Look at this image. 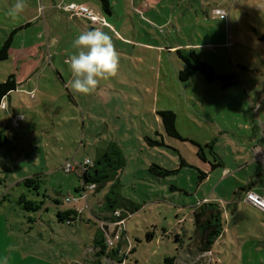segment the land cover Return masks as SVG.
<instances>
[{
	"label": "rangeland",
	"instance_id": "rangeland-1",
	"mask_svg": "<svg viewBox=\"0 0 264 264\" xmlns=\"http://www.w3.org/2000/svg\"><path fill=\"white\" fill-rule=\"evenodd\" d=\"M16 2L0 0V46L19 28L9 58L0 60V82L10 74L18 82L7 108L0 109V264H30L33 249L88 264L97 232L106 237L103 226L110 219L103 222L109 213L102 203L111 183L77 202L66 201L80 197L82 172L64 167L95 162L111 144L124 160L114 190L128 203L119 208L124 225L108 224L111 234H120L115 246L121 253L111 255L116 263L164 264L175 256L177 264H264V214L239 200L251 180L264 195V166L237 169L251 158L249 149L240 153L249 143L244 134L252 131L240 126L257 116L250 100L259 94L264 100V0H110V14L100 0H91L101 21L93 28L83 22L87 30L111 36L120 66L89 95L68 86L71 73L64 63L76 52L72 42L83 29L70 14L35 0H24L17 14ZM216 8L225 9L227 18L214 14ZM27 20L32 23L21 27ZM178 49L196 50L216 71L234 73L237 83L223 89L200 72L180 80L186 64ZM242 86L252 87L249 97ZM166 109L175 111L177 129L188 140L167 134L158 113ZM258 113L264 114V102ZM219 124L228 134L220 135ZM191 140L204 147L207 162ZM209 161H223L225 167L216 166L201 180ZM152 164L173 172L154 175ZM28 177L39 179V186L27 185ZM22 194L40 207L24 208ZM206 202L221 204L224 231L211 251L201 254L193 244L194 212ZM72 208L82 217L71 225L60 221L58 212Z\"/></svg>",
	"mask_w": 264,
	"mask_h": 264
},
{
	"label": "trees",
	"instance_id": "trees-1",
	"mask_svg": "<svg viewBox=\"0 0 264 264\" xmlns=\"http://www.w3.org/2000/svg\"><path fill=\"white\" fill-rule=\"evenodd\" d=\"M100 4L102 9L110 14L112 13V6L110 0H100ZM30 23H27L25 26H28ZM21 28V27H20ZM19 28L12 31L5 42L0 46V60L8 59L10 56V49L13 43L14 34ZM262 40H264V34L261 36ZM180 57H182L185 61V67L179 72V78L182 81H188L191 77H193L196 73H202L208 82H213L215 80H219L223 88H228L237 83V79L234 73H221L215 70V68L203 60L196 50H191L190 54H185L181 49H178ZM18 86V82L15 74H10L8 78L0 82V101H4L6 97L10 96L11 92L16 90ZM159 115L161 120L165 126L166 132L169 136L181 139L188 140L184 138L179 130L177 129V114L175 111L171 109L160 110ZM4 135L3 132L0 133V147L3 145ZM192 143L198 146V156L202 160H207L205 157L204 147L197 141L191 140ZM215 141V140H214ZM207 147L211 146V153L214 154L216 160L218 159L217 155L214 152V146L212 143H208ZM211 170L216 166L222 165V161H218L213 163L209 161ZM124 164V160L122 158V152L118 148L117 145L111 144L108 147V150L101 153L97 160H95L94 164L90 166L87 170L81 173L82 184L77 188V191L81 193L84 188V185L90 183H96L100 188H103L108 183H111L109 191L106 193L104 197V205L103 210L108 213L114 212L119 209L124 204L127 207L125 201L120 197V194L114 190L115 186L119 185L118 174L119 171ZM182 164L187 165L188 162L182 159ZM65 170V168H64ZM150 172L154 175L158 176H167L173 171L165 169L158 164H152L150 167ZM208 176V172L200 170V179H205ZM117 178V179H116ZM39 179L28 177L25 179V183L27 185L36 184L35 186H39ZM112 194H114L112 196ZM19 202L24 204V208L36 210L40 207V205L36 201H31L26 199V195L22 194L19 198ZM128 209V208H127ZM129 210V209H128ZM131 211V210H130ZM81 212L77 208L60 210L58 212V218L60 221L65 222L69 225L72 224L73 221L78 219V214ZM125 216V213H123ZM105 220L113 219V217H104ZM194 221L196 226V239L193 241V244L198 249V252L203 254L211 251L213 245L219 239V237L223 234L224 231V221H223V209L221 204L215 202H206L198 206V208L194 212ZM151 236V235H149ZM96 244L95 246L99 248L98 255L101 254H113V256L118 255L120 253V248H116L115 246L111 247L106 243V238L102 232H97L95 238ZM114 258V257H113ZM176 257H166L164 264H177ZM97 264H102L101 261Z\"/></svg>",
	"mask_w": 264,
	"mask_h": 264
},
{
	"label": "crops",
	"instance_id": "crops-1",
	"mask_svg": "<svg viewBox=\"0 0 264 264\" xmlns=\"http://www.w3.org/2000/svg\"><path fill=\"white\" fill-rule=\"evenodd\" d=\"M35 1L37 3H41V5L45 9H49L50 11H53V12H62V11H64V12H66L63 9V6L66 5V4H69V3H78V4H85V5L89 6L88 3L91 0H35ZM31 9L33 11L35 10V8H31ZM71 17H72V19H74L77 22V27H79L81 30L83 29V31H86L87 30V27H88L87 23L83 22V20H86L87 22H89V24L92 26V28L94 27V23H92L89 19H87V18H85L83 16H71ZM71 17H69V18H71ZM27 23H30L31 24L32 23V20H27L25 22V24H23L21 27H25V25ZM221 87H222V85H221ZM242 87H243V92L247 93L246 96L249 97L248 91H250L249 89L252 88V87H250V88L249 87L247 88L245 86H242ZM223 89H225V88H223ZM263 92H264V90L262 91V93ZM261 96L262 95L259 94V96L257 98L255 97V98H253L252 101L250 100V103H252V106L251 107L253 108V113L256 114L257 116H253V120L244 121L243 124H242V126H240L241 127L240 129L241 130H243V128H246L248 130L252 128V131L250 133H245L244 134L245 140H249V143L248 144L247 143H243L242 144L243 150H240L241 151L240 153L243 154V153H245V150L247 151V149H249L250 152H251V158L249 160H247L245 163H243L242 165H239L238 166L237 169L239 171L246 170L248 166H250V165H252L254 163L256 165H259V166L260 165L261 166H264V163L260 160V157H262L264 155V144L262 143V141L264 140V114L263 115H260L258 113V111L260 110V105L264 102V100H261ZM9 97L10 96L6 97V99L9 98ZM6 99H5V104H6V108H7L8 103L6 102ZM248 103H249V101L247 100V104ZM257 104L259 105L258 108L256 106ZM15 115H19V114L15 111ZM258 121H259V124H258ZM17 122L18 121L15 119V123H17ZM258 125L261 128L260 127L258 128ZM217 129H218V132L220 133L221 136L228 134L227 133L228 130L222 128L221 124H219V128H217ZM206 159L208 160L207 157H206ZM207 160H206V162H207ZM219 167H225L223 161H222V165H219ZM215 168H213L212 170L210 168V169H208L206 171V172H208L207 178L211 175V171H214ZM259 187L258 188L255 187L254 182L252 180L249 183L244 184L242 186V191H244V194H241L239 196V200L240 201H244L246 203H249L246 200V192L247 191L255 192L258 195L264 197L263 193L259 191L260 190ZM233 202H235V198L232 201V203ZM230 204L231 203H229L228 205H230ZM250 204H252V203H250ZM255 207H257V206H255ZM223 208H224V206H223ZM258 210H260L264 214V211L262 209L258 208ZM80 217H82V214H78V218H80ZM115 247L116 248H120L119 245H117ZM94 248H95L94 249V253H93V255H90V261L88 262V264H91L92 262L93 263H99V261H101L102 264H105L104 263L105 262L104 259H106V262H109L110 264H124V262H118V263H116L114 261V258L115 257L114 258L113 257H110L109 254H104L103 253L101 255H98L99 248L96 247V246ZM48 249H49V247H48ZM31 252L33 253V255H30L29 254L30 255V258H31L30 264H80L78 262H75V260H73V262H71V263H68L67 260H65V257L61 258L62 261L61 260H57L59 256H57L56 254H54V256L52 257L51 254H45L44 249L42 250L43 253L41 251L40 252H36V249L31 250ZM120 253H121V250H120Z\"/></svg>",
	"mask_w": 264,
	"mask_h": 264
},
{
	"label": "clouds",
	"instance_id": "clouds-1",
	"mask_svg": "<svg viewBox=\"0 0 264 264\" xmlns=\"http://www.w3.org/2000/svg\"><path fill=\"white\" fill-rule=\"evenodd\" d=\"M24 7V0H17L13 11L18 14ZM72 47L76 52L68 56L64 63L71 73L68 86L76 93L92 94L96 91L100 80H107L117 75L120 54L111 36L106 32L100 29L83 31L73 40ZM4 108L6 104L0 101V109Z\"/></svg>",
	"mask_w": 264,
	"mask_h": 264
},
{
	"label": "built area",
	"instance_id": "built-area-1",
	"mask_svg": "<svg viewBox=\"0 0 264 264\" xmlns=\"http://www.w3.org/2000/svg\"><path fill=\"white\" fill-rule=\"evenodd\" d=\"M63 9L66 11V13L70 14L71 16H83L87 19H89L92 23H98L99 21H101V18L96 15L94 13V11L87 5L85 4H78V3H69L63 6ZM214 14H216L217 16H219L221 19H226L228 16V13L225 9H221V8H216L213 10ZM260 160L264 163V155L262 157H260ZM94 164V162H92L89 159H85L83 162H77L76 164L72 163V162H68L66 164L65 171L66 172H72L75 170L81 171L82 173L87 170L90 166H92ZM105 187V186H104ZM103 187V188H104ZM102 190V188L99 189V186L96 183H90L87 185H84L83 190L80 193V197H68L66 199V201L69 202H77L78 200H80L81 198L87 197L89 192L92 193H96L97 191ZM246 200L249 203L254 204L255 206H257L258 208L262 209L264 211V197L258 195L255 192L252 191H247L246 192ZM102 207H103V203H102ZM100 207V208H102ZM79 210V209H78ZM107 214V213H105ZM107 215H104V217H106ZM107 217H113V219H110L109 221L105 222L106 227L103 229L105 230L106 233V242L109 246L113 247L115 246L117 240L120 238V234L118 233V231L114 234L110 233V226H121L124 225L125 221H126V217L124 216V214L122 213V211L120 209L115 210L114 212L109 213V215ZM108 224H110V226H108Z\"/></svg>",
	"mask_w": 264,
	"mask_h": 264
}]
</instances>
